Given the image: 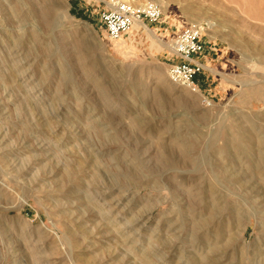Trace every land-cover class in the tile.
I'll list each match as a JSON object with an SVG mask.
<instances>
[{
  "label": "rangeland",
  "instance_id": "rangeland-1",
  "mask_svg": "<svg viewBox=\"0 0 264 264\" xmlns=\"http://www.w3.org/2000/svg\"><path fill=\"white\" fill-rule=\"evenodd\" d=\"M112 1L154 38L108 41ZM181 26L218 51L199 92ZM0 264H264V0H0Z\"/></svg>",
  "mask_w": 264,
  "mask_h": 264
},
{
  "label": "built area",
  "instance_id": "built-area-1",
  "mask_svg": "<svg viewBox=\"0 0 264 264\" xmlns=\"http://www.w3.org/2000/svg\"><path fill=\"white\" fill-rule=\"evenodd\" d=\"M97 16L107 40L115 43L123 39L136 23L161 24L164 21L160 8L150 2L134 5L112 1L104 5ZM202 36L203 29L198 26H181L171 35L167 59L169 79L192 92H199L195 78L204 71L202 58L215 49L212 43L204 42ZM204 100L210 104L209 99Z\"/></svg>",
  "mask_w": 264,
  "mask_h": 264
},
{
  "label": "crops",
  "instance_id": "crops-1",
  "mask_svg": "<svg viewBox=\"0 0 264 264\" xmlns=\"http://www.w3.org/2000/svg\"><path fill=\"white\" fill-rule=\"evenodd\" d=\"M147 28V27H146ZM148 29V28H147ZM175 29H177L176 27H172V28H166V29H164V31H165V34H174L175 33ZM130 32V31H129ZM128 32V33H129ZM130 34V33H129ZM135 35L136 34H130V36L133 38V37H135ZM218 51H217V49L215 48L214 50H213V52H208L207 53V55H205L203 58H202V64H203V66H204V70H205V68H207V64H209L211 61H212V58H213V56H214V54L213 53H217ZM216 55H218V54H216ZM206 65V66H205Z\"/></svg>",
  "mask_w": 264,
  "mask_h": 264
},
{
  "label": "bare ground",
  "instance_id": "bare-ground-1",
  "mask_svg": "<svg viewBox=\"0 0 264 264\" xmlns=\"http://www.w3.org/2000/svg\"><path fill=\"white\" fill-rule=\"evenodd\" d=\"M86 26V25H85ZM143 29L145 31V33H147L149 35L150 38H154V33H152V31L148 30L146 28V26L140 24V23H136L132 26V28L130 29V34H136L137 32H139V30ZM158 41V40H157ZM159 42V41H158ZM119 45H123V44H119ZM166 45V44H164ZM124 47V46H123ZM228 140V139H227ZM224 169V168H223ZM251 178V177H249ZM250 180V179H249ZM253 185V184H252ZM252 190V189H251Z\"/></svg>",
  "mask_w": 264,
  "mask_h": 264
}]
</instances>
